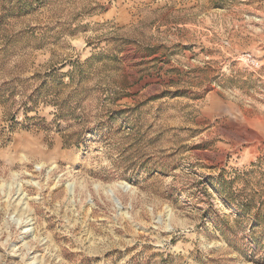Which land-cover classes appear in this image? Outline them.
I'll use <instances>...</instances> for the list:
<instances>
[{"label":"rangeland","instance_id":"1","mask_svg":"<svg viewBox=\"0 0 264 264\" xmlns=\"http://www.w3.org/2000/svg\"><path fill=\"white\" fill-rule=\"evenodd\" d=\"M0 264H264V0H0Z\"/></svg>","mask_w":264,"mask_h":264}]
</instances>
